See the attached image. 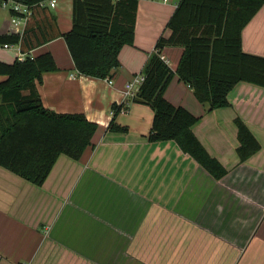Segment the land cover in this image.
Wrapping results in <instances>:
<instances>
[{"label": "crops", "instance_id": "0c3cea01", "mask_svg": "<svg viewBox=\"0 0 264 264\" xmlns=\"http://www.w3.org/2000/svg\"><path fill=\"white\" fill-rule=\"evenodd\" d=\"M176 7V0L138 1L133 45L121 49L110 79L78 75L62 37L27 54L49 53L57 68L36 85L42 106L82 114L98 130L78 161L59 156L41 186L0 167V264H264V89L239 83L229 106L209 111L176 75L165 88L168 102L198 118L192 133L227 171L220 180L175 142H148L151 109L123 96L168 34ZM49 10L68 32L72 0ZM23 29L10 24L0 35ZM241 49L264 58V5L241 31ZM182 51L160 52L173 73ZM19 52L0 46V61L11 63ZM112 105H122L115 123L127 133L107 131ZM236 119L259 144L242 163Z\"/></svg>", "mask_w": 264, "mask_h": 264}, {"label": "trees", "instance_id": "16d2710c", "mask_svg": "<svg viewBox=\"0 0 264 264\" xmlns=\"http://www.w3.org/2000/svg\"><path fill=\"white\" fill-rule=\"evenodd\" d=\"M3 1L0 0V6ZM27 6L29 13L22 35H0V46L18 45L20 54L62 37L75 70L91 79H110L119 67V54L133 45V30L139 0H72V25L61 33L48 0H9ZM167 35L159 38L142 70L144 81L134 98L148 106L153 119L147 141H173L213 179L227 171L212 158L192 133L197 123L181 106L164 97L171 78L187 85L197 102L209 111L229 106L228 96L239 83L264 89V58L244 53L241 31L264 5V0H176ZM166 46L183 48L173 73L160 59ZM57 68L49 53L24 61H0V167L41 186L61 155L78 161L92 146L98 126L82 114H57L45 109L36 90L42 75ZM26 93V94H24ZM122 105H112L107 131L127 133L115 123ZM237 154L244 162L259 150V144L236 119Z\"/></svg>", "mask_w": 264, "mask_h": 264}, {"label": "built area", "instance_id": "2783aa9c", "mask_svg": "<svg viewBox=\"0 0 264 264\" xmlns=\"http://www.w3.org/2000/svg\"><path fill=\"white\" fill-rule=\"evenodd\" d=\"M112 1H116V0H112ZM163 1L168 2L169 0H163ZM44 4L46 6H48L49 8H54L56 5V0H48ZM1 7L4 9L8 7V10L11 13L10 22H11L13 27H16L18 25H25L26 17L29 13V9L27 6L6 0V1L2 2ZM2 48L8 49V48H10V45H3ZM27 57H29L30 59L33 58L31 56L20 54V52H19V60L20 61H24ZM160 59L165 64H167V61L163 56L160 55ZM76 73L78 75H80L77 71H76ZM70 77H71V79H74L76 77V75H71ZM107 81L109 84H111V82L109 80H107ZM143 81H144V76L141 73V74L135 75L130 81L126 82L125 89H124V95H123L124 98L125 99L135 98V96L137 95Z\"/></svg>", "mask_w": 264, "mask_h": 264}, {"label": "rangeland", "instance_id": "374dc122", "mask_svg": "<svg viewBox=\"0 0 264 264\" xmlns=\"http://www.w3.org/2000/svg\"><path fill=\"white\" fill-rule=\"evenodd\" d=\"M10 20L11 17L8 11V7L4 9L0 6V28H4L10 25L11 24Z\"/></svg>", "mask_w": 264, "mask_h": 264}]
</instances>
